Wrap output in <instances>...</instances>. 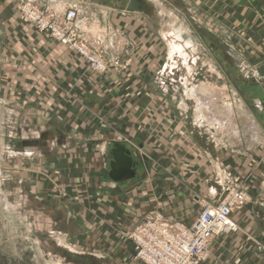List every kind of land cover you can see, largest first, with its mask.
I'll list each match as a JSON object with an SVG mask.
<instances>
[{
	"label": "rangeland",
	"instance_id": "obj_1",
	"mask_svg": "<svg viewBox=\"0 0 264 264\" xmlns=\"http://www.w3.org/2000/svg\"><path fill=\"white\" fill-rule=\"evenodd\" d=\"M80 1V6L85 7L90 15L81 22V27L76 26L69 35L74 36L78 48L87 50L89 56H100L99 59L107 65L106 70L108 68L126 70L130 58L108 60L104 46L88 44L84 37L85 30L82 28L87 24L90 25L100 1L111 7L126 10L128 0ZM164 1L165 15L159 17L155 6L147 5L146 0H138L141 2L140 12L147 10L150 14H147L148 19L155 27L152 31L156 36L159 35L157 25L163 21L162 26L166 28L163 29L162 36L167 41L168 49H164L162 55L172 59V63L168 61L167 68L164 65L160 70L161 64H159L158 70H155L153 78L147 82L146 87L138 88V97L144 94L149 100L145 105L137 104L138 131L144 130L146 120L154 119L157 113L169 114L171 120L169 126L176 125L174 121L176 118L184 117L187 125L191 127L192 115L196 117L197 112L200 114L196 99L191 94L197 88L207 86L215 97L213 102L217 105V109L227 104H234L235 97L239 101L244 97L247 109L258 121L254 116L251 118L257 122L259 133L264 137L262 129L264 128V89L257 82L255 73L250 71V66H253L250 59L252 56H259L262 50H256L250 40L252 30L256 28L254 25L252 29V21L264 26V14L261 16L256 14V2L260 0H216L214 4L218 7L231 4L234 8H239V12L234 14V16L239 15L237 17L239 28H233L232 31L225 28L219 16L215 19L210 16L206 10V0ZM241 7L247 8V11L253 9V13L249 10L246 19L240 18ZM69 9L75 8L69 6L65 11H61L52 8L48 1L0 0V264L136 263L132 256H129L133 252V246L127 235L129 226L124 225L125 217L121 215L119 222L124 230L121 231L120 228L123 241L120 253L118 249H103L102 240L106 239L105 234L110 232L115 224L111 220L109 225L113 228H108L106 217L98 212H114L117 203L125 212L123 216L129 215L132 210L129 209V202L116 199V195L120 194L110 195V187L99 183V180L108 182V159L112 160L111 153L104 154L100 151L96 136L87 138L81 132V136H72L65 121L49 118V115L44 114L48 106L38 103L33 97L35 94L31 91L22 89L24 85L21 76L24 74L20 73L16 60L24 56L23 53L26 51V48H22L25 38L23 33H28L26 28H29V31L34 29L37 34L60 42L43 29V26L48 23L60 24ZM33 13L37 16H33ZM242 19L247 22L244 28L240 25ZM20 26L25 29L19 30ZM178 29L184 31V39H191L193 42L191 48H183L184 52L179 48L174 49V46H183L177 40ZM72 49L84 56L79 49ZM127 50L125 46L122 47L121 56H125L122 54H126ZM261 54L264 56V53ZM87 61L91 72L102 74L106 71L98 70L96 64L94 65L89 58ZM178 64L179 67L176 69ZM172 70L174 71L170 72ZM26 86L31 88L32 84L29 82ZM258 99H262L261 106L257 103ZM244 111H246L245 107ZM247 120L248 118L244 117L233 127L231 125L227 128L229 131H226V134L242 135L255 140L249 132L239 131L242 128L244 130L245 126L249 128ZM153 124L155 125V121ZM221 129L218 126V131L216 130L220 133L218 140L223 136V140L228 141L229 138L224 137L225 133H221ZM258 137L260 136H256V139ZM137 139L124 134L120 139L122 142H119L131 151L137 162L136 176L128 189L124 188V190L138 189L147 177L148 170L143 163L149 160V156L148 153L145 157L140 156L142 149L137 144ZM236 140L232 145L227 142L229 150L232 147L236 151L245 146V143L243 145V142ZM223 143L224 141L220 146L216 145V149L219 150V147L220 150L225 149L226 145H222ZM88 147L92 150L87 149ZM243 151L251 157V162L254 164L248 171L241 170L240 175L237 176L239 179L242 178L238 187L243 190L248 202L246 190L253 191L252 184L245 191L243 184L245 185L247 180L252 181L253 176L259 175L260 178L262 176L263 179H259L257 189L260 194H264V154L254 147L249 150L245 148ZM115 192L121 193L118 189ZM259 199L253 200V207L262 211L264 203ZM205 201L207 199H201L200 211L204 208ZM246 205L247 203L237 207L234 213L242 210ZM190 211L192 212L191 207ZM92 215H95V219ZM92 219H94L93 223ZM141 221L134 224L131 220L130 227L133 228ZM89 247L102 249L104 253L87 249ZM135 259L139 264H144L136 257ZM118 260H121V263Z\"/></svg>",
	"mask_w": 264,
	"mask_h": 264
},
{
	"label": "crops",
	"instance_id": "obj_2",
	"mask_svg": "<svg viewBox=\"0 0 264 264\" xmlns=\"http://www.w3.org/2000/svg\"><path fill=\"white\" fill-rule=\"evenodd\" d=\"M42 1H48L52 8L61 9V11H65L69 6L75 8L78 27H81V22L90 15L85 7L80 6V0ZM146 1H148L147 5L156 7L159 17L165 15L164 0H160L162 3L159 0ZM205 3L210 16L214 19L219 16L225 28L230 31L233 28H239V21H237L239 15L234 16L235 12H239L238 7L234 8L231 4H225L221 8L214 4L216 0H206ZM256 3V14L261 16L264 14V0ZM139 6L141 2L138 0H128L124 10L100 1L90 25L87 24L82 28L85 30L84 37L88 44L104 46L108 60L130 58L129 67L126 70L108 68L102 74H95L91 72L87 58L78 54L70 46L45 35H39L34 29L29 31V28H26L28 33H23L25 38L22 48H26L24 56L16 60L20 73L24 74L21 76L22 85H24L22 89L31 91L35 94L33 97L38 100V103L48 106L44 114L49 115V118L65 121L72 136H81V133L87 138L96 136L100 151L105 154L111 153L113 143L122 142L121 137L128 134L134 139L139 138L137 144L142 149L141 157L142 155L145 157L148 153L149 160L143 163L148 170L147 177L138 189L126 190L134 178L120 182L111 179L109 159L108 182L99 180L100 184L110 187V195L120 194L121 196L116 195V199H123L125 203L129 202V209L132 208L131 213L126 212L129 215L125 214V216H123L125 212L120 209L118 203L115 205L114 212H98L104 218L106 217L108 228H113L109 225L111 220L115 224L114 228L105 234L106 239L102 240L103 249H118L119 253L120 247H123L120 215L125 217L124 225L129 226L127 234L132 229L131 220L135 224L139 220L152 216L156 211H162L170 219L188 226L199 214L202 198L217 202L229 187L240 185L242 178H237L240 171H248L250 166L254 165L251 157L243 153L245 148L249 150L254 147L264 154V137L259 133L260 128L257 122L251 118L254 114L247 109L244 97L242 102L234 98V103L238 101L242 106L239 113L228 115L220 120L217 116L220 115L221 109H217V105L213 102L215 97L209 98L205 103L206 108L203 109L194 95L200 114L197 112L196 117L192 115L191 127L187 125L184 117L176 118L174 120L176 125L169 126L171 121L169 114L157 113L154 119L146 120L144 130L138 131L137 104L145 105L149 101L144 94L138 97V88L146 87L147 82L153 78L155 70H158L159 64H161V70L164 65L168 67V61L172 63L169 56L162 55L163 50L168 49L167 41L162 36V31L166 28L162 26L163 21L157 25L159 35L156 36L152 31L155 27L148 19L150 14L147 10L140 12ZM246 9L241 7L240 18L246 19L250 11L253 13V9H249L250 11ZM244 19L240 22L241 28H244L247 23ZM251 25L252 29L255 26L256 28L252 30L250 40L256 50H262L257 51L260 53L259 56H252L250 59L253 63L250 71L255 73L257 82L264 89V56L261 54L264 53V26L255 24L254 20ZM22 29L25 28L20 26L19 30ZM124 46L128 50L126 54H122L125 56H121L120 49ZM178 67L179 64L176 65V69ZM29 82L32 84L31 88L26 86ZM261 100L258 99L257 102L260 106ZM244 117L248 118L249 128L245 126L244 130L239 129L240 133L249 132L256 141L242 135L228 136L226 134L229 131L228 127L231 125L233 127ZM202 122L205 124H201ZM250 122H253L252 125ZM219 124L223 127L222 129ZM218 126L221 133H225L224 137L229 138L228 141L223 140V136L218 140L220 134L217 132ZM262 129L264 133V128ZM256 136L260 137L256 139ZM235 139L243 142V145L245 143V146L236 151L232 147L229 150L227 142L232 145ZM223 141L222 145H226V148L216 149V145L220 146ZM87 149L92 150L89 147ZM259 179L262 180V176L261 178L259 175L253 176L252 181L247 180V185L243 184L244 191L250 184L253 191L246 190L247 205L233 214L239 230L232 234L215 236L210 248V257L204 264H264V251H259L253 240L255 238L264 242V210L258 211L253 207V200L257 198H261L259 200L264 203V194H260L257 189ZM116 189L121 193H116ZM92 216L95 219V215ZM123 230L124 227L121 228V231ZM132 246L133 252L129 256L135 260L134 264H139L135 259L133 243ZM87 249L104 253L102 249L95 247ZM118 261L121 263V260Z\"/></svg>",
	"mask_w": 264,
	"mask_h": 264
},
{
	"label": "built area",
	"instance_id": "obj_3",
	"mask_svg": "<svg viewBox=\"0 0 264 264\" xmlns=\"http://www.w3.org/2000/svg\"><path fill=\"white\" fill-rule=\"evenodd\" d=\"M76 17V10L69 9L60 24L48 23L43 29L63 44L79 49L84 57L96 64L98 70L105 71L107 65L99 59L100 56H89L87 50L78 48L74 36L69 35L77 26ZM246 203L245 193L235 186L229 187L219 201H205L199 216L189 226L170 219L162 211H156L137 223L127 234L135 247V257L144 264H204L210 257L215 236L239 230L233 213ZM253 240L256 248L264 251V242L255 238Z\"/></svg>",
	"mask_w": 264,
	"mask_h": 264
},
{
	"label": "water",
	"instance_id": "obj_4",
	"mask_svg": "<svg viewBox=\"0 0 264 264\" xmlns=\"http://www.w3.org/2000/svg\"><path fill=\"white\" fill-rule=\"evenodd\" d=\"M109 176L114 181H124L136 176V164L131 151L125 145L114 142L111 149Z\"/></svg>",
	"mask_w": 264,
	"mask_h": 264
},
{
	"label": "bare ground",
	"instance_id": "obj_5",
	"mask_svg": "<svg viewBox=\"0 0 264 264\" xmlns=\"http://www.w3.org/2000/svg\"><path fill=\"white\" fill-rule=\"evenodd\" d=\"M75 10V9H74ZM177 40L180 41V43L183 44V46H174V49H180L182 52H184L183 48H191V46L193 45V42L191 41V39H184L183 38V34L184 31L182 29H178L177 30ZM182 41V42H181ZM191 95H195L197 98V101L200 103L201 107L203 109L206 108V102L209 98L213 97L212 93L210 92V90H208L207 86H202L198 89H196L195 92H193ZM235 99H237V97H235ZM234 103V102H233ZM202 109V110H203ZM242 106L240 103H238V101H236V103L229 105L227 104L224 108H221V110H219V116H217L218 119H222L226 118V116L228 117V115L234 114V113H239V110L241 111ZM218 112V110H217ZM212 113V111H211ZM253 122H250V125H252ZM15 214V213H14ZM17 216V215H16Z\"/></svg>",
	"mask_w": 264,
	"mask_h": 264
}]
</instances>
